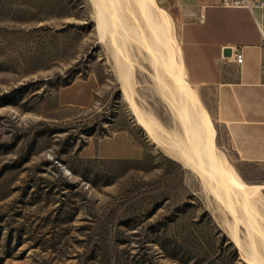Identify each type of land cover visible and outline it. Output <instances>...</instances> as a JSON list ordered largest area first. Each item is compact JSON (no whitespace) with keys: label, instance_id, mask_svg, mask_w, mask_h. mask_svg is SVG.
Here are the masks:
<instances>
[{"label":"rangeland","instance_id":"rangeland-1","mask_svg":"<svg viewBox=\"0 0 264 264\" xmlns=\"http://www.w3.org/2000/svg\"><path fill=\"white\" fill-rule=\"evenodd\" d=\"M100 2L104 10L94 0H0V264L264 263V187L250 194L254 209L224 203L150 140L128 104L127 93L191 148L179 82L161 62L178 55L176 2ZM163 21L158 42L153 31ZM116 36L133 62L128 92L116 71ZM190 87L212 120L220 156L247 184H264V165L237 159ZM122 130L138 156L94 155H131Z\"/></svg>","mask_w":264,"mask_h":264},{"label":"crops","instance_id":"crops-1","mask_svg":"<svg viewBox=\"0 0 264 264\" xmlns=\"http://www.w3.org/2000/svg\"><path fill=\"white\" fill-rule=\"evenodd\" d=\"M174 1L181 17L178 39L186 80L199 92L237 159L264 165V11L223 6L221 0ZM227 48L230 53L224 54ZM236 48L242 52L241 62L234 58ZM124 134L131 141V155H94L138 156L136 142L128 131Z\"/></svg>","mask_w":264,"mask_h":264},{"label":"bare ground","instance_id":"bare-ground-1","mask_svg":"<svg viewBox=\"0 0 264 264\" xmlns=\"http://www.w3.org/2000/svg\"><path fill=\"white\" fill-rule=\"evenodd\" d=\"M150 2L152 3L153 1H150ZM150 2L148 1V3H144L145 9L151 8ZM94 3L98 9H101V10L105 9L104 2H100V0H98V1L94 0ZM111 3H113V2L111 1L109 4H111ZM108 5L106 8H109L110 6H112V8H114L113 5H110L109 7H108ZM116 8H114V10ZM117 10H119V9H117ZM129 10H130V8H129ZM111 11H112V9H111ZM114 12H116V11H114ZM146 13H148V15L151 17V20H154V15H151L153 13H151L150 10H148ZM155 13H158V12H155ZM163 13L165 14V12H163ZM108 14H109V12H108ZM164 14H163V17L165 16ZM116 15H118V14L116 13ZM118 19L119 20L123 19L121 14H119L117 16L116 20H118ZM110 20H109L110 23H112V19H110ZM165 23L166 22L163 21L161 24V27H160V25H156L155 29L153 31L154 32L153 38L155 40H157L158 42L163 41V34L161 33L160 29L161 28H162V30L164 29ZM165 40H167V35H166ZM109 41H110V39H109ZM115 42H117L118 47H119L118 49L121 51V55L118 58L119 59V61H118L119 65H117L116 71L119 72L120 76L122 75L121 78H123L122 79L123 88L125 89V92H128L129 89L131 90V84H130L131 82L129 83L127 78H128V76H131V73H132L131 68H132L133 62L130 59L129 55H127V52L124 51L123 46L121 45V42H119L118 36L115 37ZM148 48L150 49L152 56L158 60L159 56H158V52H157V47L150 45ZM176 48H177V50H175V51L178 54L177 56L174 52L173 53L171 52V54L169 53L167 56H165V58L161 57L163 59L161 62H163L165 64V66L173 74H175V77L177 78V81L179 82L178 87H179V90L181 92V97H182L181 101H180V112L179 113H180V116L184 119V122L186 124L185 128H187L186 129L187 132L186 131L185 132L187 133L189 142L191 143V148H189L190 146L188 148L185 147L186 145H184V143L182 141L183 139L181 140L179 137L175 136L177 133L174 135L173 131L171 132V131L165 129V127H163L152 115L145 113L144 110L142 111V109H140L135 104V102L133 101V99L131 97L132 94L130 95L127 93V95H126L127 101L129 102L128 104L131 108L132 113L134 114V117L136 119V123L139 124V126L147 134V136L150 138V140L152 142H155V144L157 143V144L162 145L163 148L165 149V151L167 153H169L170 156L175 157L176 159L178 158V159L182 160L185 164H187L193 170H195L197 172V174H199L203 178V180H205L206 182H210L212 189L220 196L221 200L224 203H231V202H233V200H236L240 206H242L243 208H245L248 211L249 209L253 208L252 202H255V201H251V197H250L251 192L255 191L259 188L264 187V184H260V185L247 184L245 181L242 180V178H240V176L237 174V172L231 166H229L226 163L227 160L225 161L222 158L223 155L220 156V154L217 152L218 150H217V147L215 145V140H214L215 127L212 123L210 116L204 110V108H203L202 104L200 103L197 95L192 91L189 82L185 78L183 65H182V62L180 59L181 55H180L179 43L176 45ZM194 113L196 115H193ZM195 116H197L199 118V119L197 118L198 121H197V119H195ZM182 124H184V123H182ZM182 137H184V136H182ZM231 207H232V205H231ZM248 215H247V217H248ZM234 217H235V219H237V221L240 218L239 215L237 214V212L234 214ZM242 217L240 218L241 222L242 221L245 222V220L242 219ZM249 219L251 220L250 217H249ZM250 222L252 223V221H250ZM256 228H257V226H256ZM248 230H249V228H248ZM258 230L262 231L260 228H258ZM236 232H234L235 234H232V235H234L235 244L239 245V247H240L241 244L239 243V238L237 237ZM249 234H251V233H249ZM263 237H264V235H263ZM255 255H256V253H255ZM256 262H257V260H256ZM254 263H255V261H254ZM257 264H264V263H262L260 261V262H257Z\"/></svg>","mask_w":264,"mask_h":264},{"label":"built area","instance_id":"built-area-1","mask_svg":"<svg viewBox=\"0 0 264 264\" xmlns=\"http://www.w3.org/2000/svg\"><path fill=\"white\" fill-rule=\"evenodd\" d=\"M221 4L227 7H243L249 10H261L264 11V0H221ZM261 45L264 46V29L260 28ZM234 58L237 62L242 60V52L240 49L234 50ZM261 69L264 72V63L261 65Z\"/></svg>","mask_w":264,"mask_h":264},{"label":"water","instance_id":"water-1","mask_svg":"<svg viewBox=\"0 0 264 264\" xmlns=\"http://www.w3.org/2000/svg\"><path fill=\"white\" fill-rule=\"evenodd\" d=\"M228 53H230L229 48H227V49L224 50V54H228Z\"/></svg>","mask_w":264,"mask_h":264}]
</instances>
